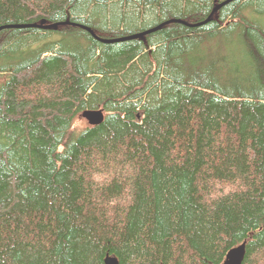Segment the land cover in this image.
Here are the masks:
<instances>
[{
	"label": "trees",
	"instance_id": "16d2710c",
	"mask_svg": "<svg viewBox=\"0 0 264 264\" xmlns=\"http://www.w3.org/2000/svg\"><path fill=\"white\" fill-rule=\"evenodd\" d=\"M0 74V264H264V0H0Z\"/></svg>",
	"mask_w": 264,
	"mask_h": 264
},
{
	"label": "water",
	"instance_id": "95a60500",
	"mask_svg": "<svg viewBox=\"0 0 264 264\" xmlns=\"http://www.w3.org/2000/svg\"><path fill=\"white\" fill-rule=\"evenodd\" d=\"M83 116L88 120L90 125H94V126L101 124L105 119V114L102 110H87L83 113ZM245 255H246V244L244 243L236 248L231 249L226 255L223 264H243ZM106 264H119V263L117 258L109 256L106 258Z\"/></svg>",
	"mask_w": 264,
	"mask_h": 264
},
{
	"label": "rangeland",
	"instance_id": "374dc122",
	"mask_svg": "<svg viewBox=\"0 0 264 264\" xmlns=\"http://www.w3.org/2000/svg\"><path fill=\"white\" fill-rule=\"evenodd\" d=\"M1 78H2V77H1V74H0V80H1ZM78 124H80V123L78 122ZM80 125L82 126V125H84V124H83V123H81Z\"/></svg>",
	"mask_w": 264,
	"mask_h": 264
}]
</instances>
